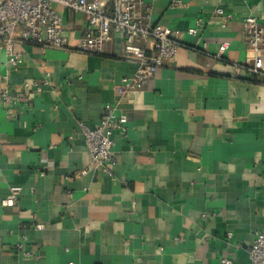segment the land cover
I'll use <instances>...</instances> for the list:
<instances>
[{
	"label": "crops",
	"instance_id": "crops-1",
	"mask_svg": "<svg viewBox=\"0 0 264 264\" xmlns=\"http://www.w3.org/2000/svg\"><path fill=\"white\" fill-rule=\"evenodd\" d=\"M143 2L180 46L134 94L113 89L136 69L120 36L100 54L74 49L81 13L58 9L67 48L15 43L16 70L0 48L9 87L48 81L30 102L0 106V264H250L264 227V86L236 66L251 61L242 21L260 18L264 0ZM106 105L127 119L125 135L112 133L110 175L79 126H96ZM11 187L15 205L3 207Z\"/></svg>",
	"mask_w": 264,
	"mask_h": 264
},
{
	"label": "built area",
	"instance_id": "built-area-1",
	"mask_svg": "<svg viewBox=\"0 0 264 264\" xmlns=\"http://www.w3.org/2000/svg\"><path fill=\"white\" fill-rule=\"evenodd\" d=\"M175 4L179 5L180 2L176 1ZM59 8L85 16L82 35L74 46L78 52L100 54L114 34L120 36L124 58L136 65L131 75L123 76L114 84L113 89L120 97L142 90L157 69L166 61L174 59L180 46L177 32L150 21L149 8L146 7L144 11L143 0H0V48L9 56V64L14 70L21 61L14 53L15 43L30 44L42 51L68 47ZM213 13L223 16L224 20L231 18L218 8ZM261 18H264V14L260 18L248 16L242 21L251 61L236 68L247 71L264 86V25L259 23ZM201 27L202 20L197 19L195 26L187 30V35L197 36ZM227 47V43L220 44L217 59L222 58ZM237 76L238 74L235 75ZM7 80L6 76L0 77V106L3 107L20 101L30 102L32 96L39 95L42 86L48 84L47 79L42 78L26 81L20 88H11ZM79 126L92 162L102 173L110 175L111 167L115 164L112 133L119 131L126 134V117L117 116L114 108L106 105L96 126L89 128L81 123ZM19 191V187H11L9 196L1 201V205L13 207ZM34 229L40 231L43 225L35 223ZM228 236L231 237L230 234ZM248 258L250 264H264V227L255 233L249 246ZM219 263L232 264V260L225 257Z\"/></svg>",
	"mask_w": 264,
	"mask_h": 264
}]
</instances>
